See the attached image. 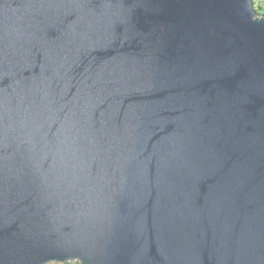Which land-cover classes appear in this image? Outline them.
<instances>
[{"label":"water","instance_id":"1","mask_svg":"<svg viewBox=\"0 0 264 264\" xmlns=\"http://www.w3.org/2000/svg\"><path fill=\"white\" fill-rule=\"evenodd\" d=\"M254 0H0V264H264Z\"/></svg>","mask_w":264,"mask_h":264},{"label":"trees","instance_id":"2","mask_svg":"<svg viewBox=\"0 0 264 264\" xmlns=\"http://www.w3.org/2000/svg\"><path fill=\"white\" fill-rule=\"evenodd\" d=\"M255 9H256V12H257V15H263L264 17V0L261 2V4L257 5V2L255 0ZM64 264V263H62ZM66 264H80L78 261L76 262H71V263H66Z\"/></svg>","mask_w":264,"mask_h":264},{"label":"built area","instance_id":"3","mask_svg":"<svg viewBox=\"0 0 264 264\" xmlns=\"http://www.w3.org/2000/svg\"><path fill=\"white\" fill-rule=\"evenodd\" d=\"M257 1V5H259V4H261V2L263 1V0H256Z\"/></svg>","mask_w":264,"mask_h":264},{"label":"rangeland","instance_id":"4","mask_svg":"<svg viewBox=\"0 0 264 264\" xmlns=\"http://www.w3.org/2000/svg\"><path fill=\"white\" fill-rule=\"evenodd\" d=\"M257 2V1H256ZM254 3H255V0H254ZM51 264H62V263H51Z\"/></svg>","mask_w":264,"mask_h":264}]
</instances>
